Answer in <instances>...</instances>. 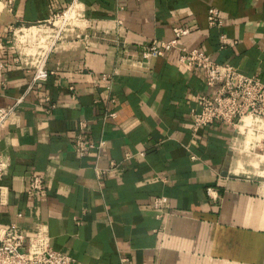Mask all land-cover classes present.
I'll list each match as a JSON object with an SVG mask.
<instances>
[{"label": "crops", "instance_id": "1", "mask_svg": "<svg viewBox=\"0 0 264 264\" xmlns=\"http://www.w3.org/2000/svg\"><path fill=\"white\" fill-rule=\"evenodd\" d=\"M4 1L0 107L25 96L0 136V226L42 233L77 264H264V169L248 171L264 125L193 133L192 100L208 90L178 62L199 49L264 83V0H12V12ZM177 27L188 30L177 48L142 57ZM80 133L103 146L78 156ZM35 175L41 195L27 192ZM155 197L168 199L162 214Z\"/></svg>", "mask_w": 264, "mask_h": 264}, {"label": "built area", "instance_id": "2", "mask_svg": "<svg viewBox=\"0 0 264 264\" xmlns=\"http://www.w3.org/2000/svg\"><path fill=\"white\" fill-rule=\"evenodd\" d=\"M12 0L4 1V5L12 12ZM66 17L64 13L54 15L55 20ZM207 23L210 27L222 24L218 11L209 9ZM174 39L156 41L148 46L142 57L146 60L163 56L173 48L177 41L188 33L182 27L173 29ZM223 39V36H220ZM179 65L188 70L199 71L204 78L207 93L199 94L192 100L189 110L190 127L193 133L206 128L213 123L230 125L236 131L249 119L250 123H264V83L256 77L247 76L229 63L217 62L199 49L180 48ZM48 78V72L40 64L34 72L32 82L40 86ZM24 96L18 97L11 105L0 107V136L7 132L17 109L24 101ZM48 100V98H46ZM51 107V106H50ZM114 116V113H109ZM80 130L86 129L85 121H80ZM103 142L94 143L86 140L80 133L73 141V151L78 156H84L92 149H99ZM115 165L111 163V168ZM6 164L2 159L0 147V178ZM210 191V189H208ZM28 194L41 195L45 192L40 176H30L28 179ZM168 204L166 197H155L152 208L157 213H164ZM17 218L21 214L16 215ZM0 264H77L74 259L51 248L43 238L42 233L28 237L16 223L0 226Z\"/></svg>", "mask_w": 264, "mask_h": 264}, {"label": "rangeland", "instance_id": "3", "mask_svg": "<svg viewBox=\"0 0 264 264\" xmlns=\"http://www.w3.org/2000/svg\"><path fill=\"white\" fill-rule=\"evenodd\" d=\"M56 26H59V23L56 24ZM249 120V119H248ZM250 121V120H249ZM251 122V121H250ZM257 125H264V123H257L255 124V126H253L254 128L257 126ZM251 126H247L246 129L248 130L246 133H243V137H246V141L247 142H251L253 141L256 137H258L256 134L255 131H252L250 129H252V127L250 128ZM248 148L251 147V145L249 144L247 146ZM256 154H258L259 156L255 157L253 155V157H250L248 158V161L250 163H253L254 165L252 166V168H249L248 171H250L252 174H249L251 175V177H257L258 174H259V171L263 170L264 169V165L262 164V162L260 161L263 157H264V154L263 153H260V152H257L255 151ZM257 166H256V165Z\"/></svg>", "mask_w": 264, "mask_h": 264}, {"label": "bare ground", "instance_id": "4", "mask_svg": "<svg viewBox=\"0 0 264 264\" xmlns=\"http://www.w3.org/2000/svg\"><path fill=\"white\" fill-rule=\"evenodd\" d=\"M68 14V13H67ZM246 120H248V119H246ZM246 120H245V123L244 124H246ZM250 123V122H249ZM243 125V124H242ZM242 125H240L239 127H238V129H240V131H244V128L242 127ZM264 127V126H263ZM246 128V127H245ZM261 128V127H260ZM263 129V128H262ZM264 130V129H263ZM246 131V130H245ZM262 133V132H261ZM264 177V176H263Z\"/></svg>", "mask_w": 264, "mask_h": 264}]
</instances>
